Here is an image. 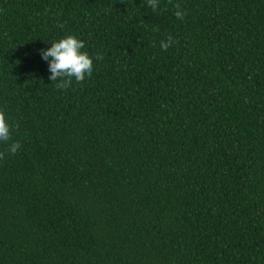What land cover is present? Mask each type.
<instances>
[{"label":"trees","instance_id":"trees-1","mask_svg":"<svg viewBox=\"0 0 264 264\" xmlns=\"http://www.w3.org/2000/svg\"><path fill=\"white\" fill-rule=\"evenodd\" d=\"M0 110V264H264V0H0Z\"/></svg>","mask_w":264,"mask_h":264},{"label":"clouds","instance_id":"clouds-1","mask_svg":"<svg viewBox=\"0 0 264 264\" xmlns=\"http://www.w3.org/2000/svg\"><path fill=\"white\" fill-rule=\"evenodd\" d=\"M148 5L153 12L158 11L160 0H147ZM171 4L173 0H168ZM176 9L175 16L177 19L183 20L186 12L181 9L179 3L173 4ZM173 43V38L169 36L166 41H161L160 47L162 50L167 51ZM85 48V43L73 35H68L58 42L51 44V47L46 51L41 50L42 59L49 62V71L51 73L49 79L56 82L55 86L59 90H67L75 83L80 84L86 78L91 77L94 66L93 58L90 57L88 52L82 51ZM96 60L102 59L97 55ZM19 125H10L6 119V114L0 110V144H8L4 151H0V160H3L6 154L15 155L21 148L18 141H12V133L18 130Z\"/></svg>","mask_w":264,"mask_h":264}]
</instances>
